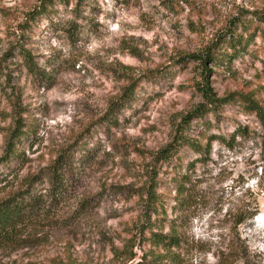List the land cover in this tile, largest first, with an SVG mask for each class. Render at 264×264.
I'll use <instances>...</instances> for the list:
<instances>
[{"label": "rangeland", "instance_id": "rangeland-1", "mask_svg": "<svg viewBox=\"0 0 264 264\" xmlns=\"http://www.w3.org/2000/svg\"><path fill=\"white\" fill-rule=\"evenodd\" d=\"M256 11L264 0H0V201L35 175L43 197L0 240V264L165 259L152 231L182 237L161 264H264V128L240 96L264 107L260 36L224 67L208 63L214 94L239 99L192 121L188 135L203 151L184 145L152 164L205 101L202 65L183 57L242 32L235 23ZM132 82L135 94L109 121L111 102ZM16 127V153L3 161ZM60 158L64 187L53 198L48 173ZM151 183L162 205L147 214L149 230Z\"/></svg>", "mask_w": 264, "mask_h": 264}, {"label": "trees", "instance_id": "trees-1", "mask_svg": "<svg viewBox=\"0 0 264 264\" xmlns=\"http://www.w3.org/2000/svg\"><path fill=\"white\" fill-rule=\"evenodd\" d=\"M49 2L52 0H48ZM63 1V0H61ZM69 3V0H64ZM128 1V0H125ZM47 10V5L43 4L39 7V11L36 13H41V11ZM35 18L34 16L32 19ZM235 24L240 25L242 32H229L223 33L219 36L217 42L212 43V45L206 47L202 53H191L183 57V61L187 58H195L200 61L202 65V70L200 75L202 76V81L197 83L198 90L201 91L202 96L205 101L197 105L194 109L188 111L182 118V122L176 127L175 134L165 147L154 153L153 166L157 167L159 163L169 161L178 152V150L184 146L189 145L194 150L202 152L201 143L194 138L189 137L188 128L193 120L204 117L209 112H215L222 106L228 104L231 101L238 100L235 96L236 92H232L227 96L218 97L214 94L212 87L209 85V62H214L215 66L224 67L227 60H232L238 58L240 55L250 52V46L255 37L260 36L264 41V11H256L254 15L249 18H242ZM217 46L221 50L216 51ZM224 46L226 48L224 49ZM230 50V51H229ZM24 58L26 64L30 71L35 72L37 65L33 60V57L28 54L26 50H23ZM2 76V68L0 67V77ZM137 84L134 82L125 86L121 95L114 99L110 104V110L106 117L109 121H114L115 115L125 107L135 94ZM243 101L247 104V108L250 112H256L263 128H264V107L254 98L240 95ZM20 135V128L16 127L10 135L8 140L6 153L4 157L1 158L3 161H7L13 157L16 153L15 150V138ZM220 136L210 137L206 145L207 152L211 149V142L213 139H220ZM264 141V138H263ZM63 163L61 158L55 162L53 169L49 171V181L51 185L50 194L53 198L62 195V189L64 187V180L62 179L63 173ZM155 169V168H154ZM4 175L0 173V180H3ZM156 179H154L155 181ZM39 183L38 175H35L29 182L27 188H22L20 191L10 195L0 201V240L7 239L12 231L24 220L35 212L41 204L43 199L42 196L38 195L40 192L36 190V184ZM147 197L145 198V208L146 217L144 221L145 228L151 230L155 223L151 220V216H147L150 212H159L162 202L158 200L156 193V185L151 183L146 190ZM153 244L155 246L161 247L163 251L167 254L165 259L161 258L164 255H156L148 260L145 259L142 262L136 264H161L167 262V260H174L175 253L172 248L181 247L182 237L177 234H164L155 233L152 231Z\"/></svg>", "mask_w": 264, "mask_h": 264}]
</instances>
